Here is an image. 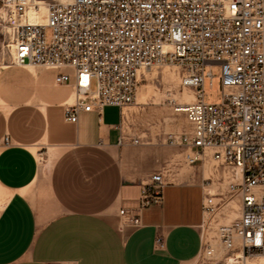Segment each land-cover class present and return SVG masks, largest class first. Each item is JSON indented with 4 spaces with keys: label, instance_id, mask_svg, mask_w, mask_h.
<instances>
[{
    "label": "crops",
    "instance_id": "crops-1",
    "mask_svg": "<svg viewBox=\"0 0 264 264\" xmlns=\"http://www.w3.org/2000/svg\"><path fill=\"white\" fill-rule=\"evenodd\" d=\"M60 71L0 67V264H189L204 242L208 192L220 204L214 223L240 215L227 170L211 149L188 162L191 150L167 140L191 129L187 117L183 126L149 123L138 92L126 108L66 120L76 96L72 84L56 82ZM159 172L162 201L142 209L141 225L127 223L120 210L138 208L143 185Z\"/></svg>",
    "mask_w": 264,
    "mask_h": 264
},
{
    "label": "built area",
    "instance_id": "built-area-1",
    "mask_svg": "<svg viewBox=\"0 0 264 264\" xmlns=\"http://www.w3.org/2000/svg\"><path fill=\"white\" fill-rule=\"evenodd\" d=\"M1 3L12 64L58 68L56 82L74 86L75 101L65 106L68 121L77 122L82 111L101 114L106 106L133 105L146 71L176 66L193 100L176 103L175 110L186 113L191 129L168 132L167 140L189 148L192 164L213 150V159L229 173V194L241 196L240 215L217 223L223 264H264V0ZM216 76L221 99L209 102L206 77L213 87ZM164 184L163 174H154L142 187L141 205L120 210L125 221L141 225L140 212L162 201ZM214 199L210 191L203 204L210 223L220 205ZM156 246H164L161 235ZM201 253L215 256L216 244L204 240Z\"/></svg>",
    "mask_w": 264,
    "mask_h": 264
},
{
    "label": "rangeland",
    "instance_id": "rangeland-1",
    "mask_svg": "<svg viewBox=\"0 0 264 264\" xmlns=\"http://www.w3.org/2000/svg\"><path fill=\"white\" fill-rule=\"evenodd\" d=\"M2 3L0 0V7ZM50 37V29L47 30ZM11 53L6 47V35L3 27L0 25V67L12 63ZM214 71H219L218 66L214 67ZM93 89L96 82L93 81ZM206 100L209 102H217L221 99V83L219 77L214 78V85L211 87L209 77L205 82ZM193 93L182 89L181 77L179 69L174 65L155 66L151 70L146 71L142 76V80L138 88V105L145 106L143 117L153 125H160L161 120L168 121L174 125H185L186 113L175 110L176 103L190 102L193 100ZM7 194L0 186V210L6 202ZM210 221V220H209ZM208 223L204 227V240H212L217 246V253L213 257H205L200 255L189 264H223L224 251L217 239V223Z\"/></svg>",
    "mask_w": 264,
    "mask_h": 264
},
{
    "label": "bare ground",
    "instance_id": "bare-ground-1",
    "mask_svg": "<svg viewBox=\"0 0 264 264\" xmlns=\"http://www.w3.org/2000/svg\"><path fill=\"white\" fill-rule=\"evenodd\" d=\"M39 19H38V21H45V19L42 17V16H39L38 17ZM193 96L191 95V98H192Z\"/></svg>",
    "mask_w": 264,
    "mask_h": 264
}]
</instances>
